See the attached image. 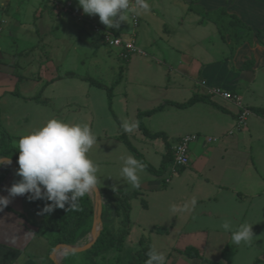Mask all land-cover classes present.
Segmentation results:
<instances>
[{
	"label": "rangeland",
	"instance_id": "1",
	"mask_svg": "<svg viewBox=\"0 0 264 264\" xmlns=\"http://www.w3.org/2000/svg\"><path fill=\"white\" fill-rule=\"evenodd\" d=\"M68 1L71 2V8L79 9L80 16L74 15L70 9L66 8ZM14 3L15 0H12L10 7ZM148 3L150 11L141 10L137 15V26L132 25L127 13L126 21L121 22L118 29L113 28L123 37L132 36L141 50L133 53L130 60L121 58L116 49L109 48L101 42L95 34L94 26L98 25L105 29L108 27L100 22L98 15L84 14L78 0H38V6L36 7L35 3L32 12V8L23 7V3H19L22 4L19 16L24 21V29L28 26L27 30L32 35L29 37L28 31L20 35L19 31L12 39L6 36L8 31L5 33V29L0 34V38L5 39L0 42L4 43L3 48L6 52L0 64L6 67L7 73H12L18 79L15 90L7 92L6 96L0 99V129H6L11 135L16 136L13 139L16 142L21 136L37 130L52 118L87 125L92 120L95 129L99 123H102V127L108 130L125 132L107 107V91L91 84L89 79L98 80L111 88L112 109L114 113H120L122 123L125 120L135 123V113L141 109L154 107L172 95L169 91L173 86L172 83L158 82L164 78L166 67L170 64L169 57L183 58L186 65L183 69L186 70H191V67L198 65L201 68L205 67L206 70L191 77L195 81L192 83H196L197 86L201 80L205 81L204 86L199 84V90H206L205 87L237 89L233 87L235 85L231 87L225 84L224 80L215 74L220 67L219 62L229 64L235 46L233 40L228 43L227 39L231 38L234 30L227 25V22L223 26L218 25L217 16L221 14H213L202 0H148ZM42 11L43 15L40 14ZM42 16H47L44 19L45 23L42 22V27L38 23L39 27H37L35 21ZM237 32L241 34L244 30L239 29ZM246 34L250 39L251 31H246ZM53 35L58 39L56 47L52 45L57 41ZM20 36L23 37L20 38ZM22 41L31 44L18 48L24 45ZM219 55H221L220 58H218ZM216 58L218 60H215ZM128 86H132L130 97ZM175 93L179 95L174 96L175 98H187L192 94V90L188 93L181 88ZM187 93L189 95L182 97ZM213 98L220 99L218 96ZM250 115L251 112L246 116V120L250 119ZM125 135L145 159L156 162L160 155L157 153L153 156L148 155L144 140L136 139L144 138L137 127L130 133L125 132ZM159 141V138H155L153 142L158 151L161 148ZM14 145L11 146V151L17 154L18 151ZM8 157L12 159L11 156ZM18 167L17 163L16 169ZM10 168L1 163L0 173L6 176L10 173ZM174 175L171 176L172 183L175 181ZM15 179L18 182L21 178L16 175L10 186ZM4 185L5 177L0 182V196L8 197L10 200L8 205L17 207L21 211L22 220L19 216L17 217L18 213L13 212L14 210L10 211L14 215H10L9 210L8 212L2 210L1 213L7 214H2L0 217V264H55L50 258V253H45L43 249L45 238L47 240L52 238L45 234V238L33 235L28 237V232L34 231L30 229L34 225L32 222H36L39 218L38 208V212H34L27 200L21 203L18 196H9V192L4 190ZM170 186H167V189ZM180 192H184L186 198L189 189L180 188ZM26 196L28 197L27 194ZM164 196V200L160 198L157 201L155 209L141 210L140 213H138L137 203L134 202L135 206L132 203L129 223L125 222L123 208H120L113 220L114 227L110 226L108 229L112 233H119L120 230L127 228L128 234L120 249L97 256L99 264H126L134 249L142 248L138 246L140 236H142V242L150 243L152 248L165 254L166 264H190L186 256H180L173 248L177 247L175 243L180 231L179 224L189 218L191 208L188 207L184 211L178 210L175 213L171 211L172 205L176 206L178 203V209H182L185 204L189 205V201L179 205L181 195L166 193ZM89 200L91 216L83 227L87 233L71 244L75 247L86 244L90 236L94 212L92 193L89 194ZM34 203L39 206L38 202L34 201ZM24 204L29 205L24 208ZM112 212V210L108 212L107 209L106 214L102 213V216L111 217ZM11 220L26 222L25 230H17ZM216 232L227 231L216 230ZM28 241H30L29 245H25L23 250L17 249L18 244ZM256 249L247 250L243 245L234 247L219 245L209 248L205 256L212 260H219L221 262L219 264H246L247 256ZM179 256L184 263L178 260ZM55 260L59 264H89L85 251H67Z\"/></svg>",
	"mask_w": 264,
	"mask_h": 264
},
{
	"label": "crops",
	"instance_id": "2",
	"mask_svg": "<svg viewBox=\"0 0 264 264\" xmlns=\"http://www.w3.org/2000/svg\"><path fill=\"white\" fill-rule=\"evenodd\" d=\"M11 1L12 0H0V34L3 33L5 29V33L8 31L6 36L13 39L19 31L21 32L20 35H22V32L25 33V31L29 33V30H27L28 26L24 29V21L21 16H19L21 12L20 6L22 5L19 3H23V7L27 6V8H32V12L35 3L36 7L38 6V0H15L13 6L10 7ZM202 1L208 10L214 11L221 7L229 15H234L236 19L250 28L251 38L243 42L240 46H234L229 64L219 62L218 65L220 67L215 72L218 78L224 80L225 84H229L231 87L232 85H235L233 87H237V89H225L237 94L241 104L251 112L250 119H245L246 125L239 124L237 119L239 108L234 103L221 98L215 100L213 97L210 99L224 110L215 108L208 103L197 101L191 106L183 108L168 105L157 113L144 116L142 118L144 126L151 132L164 133L165 139L159 138L161 148L158 151L154 147L153 142L155 139L145 137L137 128L144 138H146V140L148 139V142H146L143 137L136 138L138 140H144L143 143L146 147L145 151L148 155L153 156V154L156 153L160 155L155 163L149 162L142 156L151 168L154 169V172L144 169L139 173L141 187L138 189L133 188L121 176V168L123 166L122 157H135L120 138V134L125 133L124 131L119 132L116 130L117 132H115V129L108 130L102 127V123H99L95 129L91 120V123L89 122V127L92 132L95 133L94 135L97 137V142L88 155L95 164L98 165L97 176L99 178V183L97 187L99 190L110 189L114 192L130 194L127 200L129 205L127 216L123 211L124 220L127 223L130 222V214H132V205L134 202L137 203V209L139 210V212H137L140 213L141 210L148 211L151 208L155 209L157 207V201H159L160 198L164 200V195L166 193L181 195L179 197V205L189 201V208H191L189 211V218H186L185 221L179 224L180 231L177 234L175 243L177 247L173 249L181 256L184 255L182 251L186 247H194L199 257H187V262L190 264H211L210 262L221 263L219 260H212L205 256L209 248L219 245L227 247H234L237 245L232 241V232H216V230H224L221 227L224 221H229L231 223L232 231H235L241 224L252 225L253 238L251 241L247 243L242 242L239 245L245 246L247 250H250V248H257L256 251L252 250L249 253L246 264H264V116L257 115L251 110L252 108L264 109V0ZM66 4L71 5V2L68 1ZM43 11L40 12L41 15H43ZM46 17L42 16L36 19L35 22H37V27H39V24H41L42 27V22L45 23L44 19ZM30 35L32 34L29 33L28 36L30 37ZM35 35V38H37L36 33ZM22 37L23 36H20V38ZM54 38L57 39V37ZM227 39L228 43H230L231 38L228 37ZM1 40L5 39L0 38V41ZM57 43L58 39L52 45L56 47ZM3 44L4 43L0 42V60L4 58L3 56H5L6 53ZM22 44L24 45L21 47L18 46V48L27 47L31 43L23 42ZM220 57L221 55L218 56V58ZM218 58L215 60H218ZM130 59L129 57L128 60ZM168 60L171 66L169 67L170 64L167 65L168 68L166 67L167 70L164 73V78L158 81L170 82L173 84L169 90L172 95L164 100L183 102L193 95H207L206 90L198 89L200 82L197 86L196 83H192L195 81L191 78L196 73L203 71L205 67L201 68L200 65H198L196 67H191V70H186L183 69L186 68L183 58L180 59L175 57V59H173L169 57ZM140 63L141 61H139V64ZM5 69L6 67L0 64V99L6 96L7 92H13L18 84V79L12 73H7ZM177 84L178 86H176ZM128 87L130 97L132 86ZM180 87L188 93L192 90V94L187 98H175L174 96H179L175 92H179L181 89ZM177 88L180 89L177 90ZM188 93L182 97L189 95ZM146 109L149 108L141 109L140 111ZM137 113L134 114L136 125ZM91 114L93 115V113ZM114 114L122 126L120 113H118L119 115L117 113ZM121 129L123 130L124 128ZM5 131L9 133L6 129ZM187 135L193 137L189 143L188 163L184 166L175 167L169 159L166 162L164 161L165 165L163 166L162 161L166 158V144L169 145L171 152L170 157L172 158L173 144L180 137ZM16 143V141L12 140L11 146L15 144L14 146L18 151V145L16 146ZM15 155L18 156L19 151L17 154L15 153ZM173 174H175L174 176L176 177L175 181L172 183ZM169 185L171 186L167 189ZM180 188L183 190L189 189V192L186 193V198L184 197V192H180ZM90 193L91 192L86 195L88 198ZM101 195L103 201L102 213L106 214L107 209L108 212L114 210L111 214L113 216L108 217L109 222L107 223V227L109 228L113 226V220L117 216L120 208H117L116 203H111L106 195ZM18 197L21 203L27 200L34 212H38L39 210H37L38 206L34 204V201L38 202V204L49 202L46 200L42 201L43 199L30 200L26 195ZM193 198H195L197 202L194 208L190 203ZM29 204H26L27 206L24 204V208L28 207ZM106 205H108V208H106ZM135 205L136 204L133 206ZM177 205L178 203L176 206ZM7 206L14 210L13 212L18 213L16 214L17 217L19 216V219L22 220L21 211H19L17 207L11 205ZM3 209L6 210L5 208ZM1 212L2 211H0V217L2 214L6 215L8 211L6 210L5 213ZM9 213L10 215H14L10 211ZM41 215L42 214L39 215L38 220L41 218ZM11 222L17 230H25L26 222H17L15 220H11ZM36 222H32V224ZM30 229L34 231L28 232V237L31 235L40 237L45 236L44 234H35L37 230L35 225ZM122 231L125 232L122 239L123 242L129 230L126 228L120 230L119 233ZM142 240V236H140L138 239V246H149L153 249L150 243H144ZM29 243L30 241L18 244L17 249L23 250L24 246L27 244L29 245ZM49 246V240L45 238L43 243L45 253ZM115 249L116 248L113 247L105 252H113ZM134 250L136 251L138 248ZM31 256L33 257L34 255ZM180 256L178 260L184 263ZM98 259V257H95L96 261ZM178 260L176 259V262H178Z\"/></svg>",
	"mask_w": 264,
	"mask_h": 264
},
{
	"label": "clouds",
	"instance_id": "3",
	"mask_svg": "<svg viewBox=\"0 0 264 264\" xmlns=\"http://www.w3.org/2000/svg\"><path fill=\"white\" fill-rule=\"evenodd\" d=\"M83 13L97 16L102 24L113 29L119 28L126 21V14L131 12L139 15L141 10L150 11L148 0H78ZM125 132H132L137 125L125 120L122 123ZM97 142L89 125L68 123L59 119H49L37 130L19 138L16 175L21 179L8 189L9 196L28 195L30 200L43 199L46 203L40 214L52 213L56 208L76 210L77 202L89 192L95 190L99 183L98 165L88 153ZM121 176L133 187L140 188L139 173L145 165L133 156L122 157ZM10 163V161H9ZM10 203L8 197L0 196V211ZM194 208L196 199L191 200ZM188 204L182 209L172 205L173 213L187 210ZM221 227L232 232L234 244L247 243L253 238L252 225L241 224L235 231L229 221ZM145 264H166L163 252L150 249Z\"/></svg>",
	"mask_w": 264,
	"mask_h": 264
},
{
	"label": "trees",
	"instance_id": "4",
	"mask_svg": "<svg viewBox=\"0 0 264 264\" xmlns=\"http://www.w3.org/2000/svg\"><path fill=\"white\" fill-rule=\"evenodd\" d=\"M213 14L217 15V13L221 14V16H217V22L219 26H223L225 22H227V25L233 29L234 31L231 34V40L235 43V46H240L243 42L249 40L248 36L246 34L247 32H250V28L244 25L242 22H240L238 19L235 18L234 15H229L223 8H218L214 11H212ZM239 29L244 30V33L239 34L237 31ZM113 30V29H112ZM114 31H116L114 29ZM100 38L99 36H97ZM126 60H128L126 58ZM89 82L95 86L104 88L107 91V107L112 113L113 117L117 120L114 111L112 109V93L111 88L105 86L98 80H91L89 79ZM211 97L208 95H193L189 99L183 102H176L171 100H164L157 104L154 107H151L146 110L139 111L136 116V123L137 128L141 131V133L151 139L155 138H162L165 139V134L161 132H151L149 131L143 124L142 118L144 116H150L154 113H157L161 110H163L166 106L172 105L179 108L188 107L194 104L197 101H202L205 103L210 104L211 106L224 110L221 106H219L217 103L212 101L210 99ZM252 112H254L257 115L264 116V109L262 108H252ZM16 137L11 136L9 133H7L5 130L0 129V156L2 157H8L11 156L15 164H17L18 156H16L14 153H12L11 148V141L15 139ZM120 138L122 142L125 144V146L131 151V153L135 156V158L143 163L145 165L146 170H149L151 172H154V169L151 168V166L145 161V159L142 157V155L137 151V149L131 144V142L128 140L125 133L120 134ZM171 152L169 149V145L166 144V158L162 161V165L164 166V161H168L169 159L173 163V151H172V158ZM17 172V170H16ZM4 174L0 173V182L3 179ZM16 176V174H15ZM17 180L15 179L14 183H16ZM12 186V185H11ZM101 194L106 195L111 203H116L117 208H123V211L125 215L128 214L129 205L127 203V200L130 196L128 193L124 192H114L110 189H101ZM46 203H40L38 206V209L41 212V209L45 206ZM90 200L87 196L81 198L77 202V208L76 210L69 209L70 206L66 204L65 208H56L52 213H44L41 215V218L34 223V225L37 227V230L35 232L36 235L45 234L52 238V240H49V248L47 250V253H50L52 249L62 243L72 244L75 242L79 237L83 236L87 232L83 229V227L88 222L90 216H91V208H90ZM37 204V203H34ZM112 205V204H111ZM6 210L11 211L12 209L10 207H5ZM13 211V210H12ZM114 212V210H113ZM105 214V213H104ZM109 222V219L106 218L105 215L102 216V227L100 230L99 235L95 239L92 246L85 251L86 257L89 259V264H98L95 260V257L98 255L104 253L105 251L109 250L110 248L115 247L117 250L122 247V239L124 236V231L120 233H112L108 227L107 223ZM151 248L149 246L142 247L141 249H138L132 253L131 258L128 260L126 264H145L146 260L148 259L147 253L149 252ZM182 253L188 257V258H198L199 254L197 250L192 247L188 246L186 247ZM211 264H219V262H210Z\"/></svg>",
	"mask_w": 264,
	"mask_h": 264
},
{
	"label": "built area",
	"instance_id": "5",
	"mask_svg": "<svg viewBox=\"0 0 264 264\" xmlns=\"http://www.w3.org/2000/svg\"><path fill=\"white\" fill-rule=\"evenodd\" d=\"M134 5V0H130ZM67 9L77 16L79 15V9L71 8L70 4H67ZM129 17L131 19L132 25L137 26L138 18L137 15L129 12ZM94 31L97 36L100 37L101 42L109 48L116 49L118 55L123 59H128L135 52H140L135 39L130 37H123L117 31H114L110 28H103L98 25L94 26ZM200 85L204 86L205 81H201ZM206 94L210 97L218 96L219 98L234 103L238 108L237 119L239 124H244L246 116L249 113V110L241 104V101L237 94L233 93L227 89H221L219 87H206ZM192 136H183L180 137L172 146L173 151V165L175 167L184 166L188 163L189 159V143L192 140Z\"/></svg>",
	"mask_w": 264,
	"mask_h": 264
},
{
	"label": "water",
	"instance_id": "6",
	"mask_svg": "<svg viewBox=\"0 0 264 264\" xmlns=\"http://www.w3.org/2000/svg\"><path fill=\"white\" fill-rule=\"evenodd\" d=\"M10 161V163H9ZM4 163L8 166H10V173L7 174L5 176V187L4 190L8 191V189L11 187L10 184L13 181V178H15V174H16V164L13 161V159L9 158V157H0V164ZM91 193L93 194V201H94V205H93V219H92V226H91V231H90V236L88 239V242L84 245H82L81 247H75L71 244H67V243H62V244H58L56 245L52 251L50 252V258L54 261L55 264H59L55 258H59L61 255H63L65 252L67 251H73V252H77V251H86L87 249H89L92 244L94 243L95 239L97 238V236L100 233L101 230V225H102V195L101 192L99 190V188L97 187L95 190L91 191Z\"/></svg>",
	"mask_w": 264,
	"mask_h": 264
}]
</instances>
